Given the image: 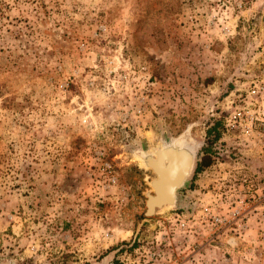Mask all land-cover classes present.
I'll return each instance as SVG.
<instances>
[{
  "label": "rangeland",
  "instance_id": "rangeland-1",
  "mask_svg": "<svg viewBox=\"0 0 264 264\" xmlns=\"http://www.w3.org/2000/svg\"><path fill=\"white\" fill-rule=\"evenodd\" d=\"M234 109L264 121V0H0V264H264V148ZM211 119L223 155L144 217L139 159ZM240 200L210 241L199 207Z\"/></svg>",
  "mask_w": 264,
  "mask_h": 264
},
{
  "label": "water",
  "instance_id": "water-1",
  "mask_svg": "<svg viewBox=\"0 0 264 264\" xmlns=\"http://www.w3.org/2000/svg\"><path fill=\"white\" fill-rule=\"evenodd\" d=\"M184 134L145 152L146 155L139 159L143 170L151 174L143 192L144 217L156 215L162 208L174 210L177 192L184 188L192 175L196 147L183 137Z\"/></svg>",
  "mask_w": 264,
  "mask_h": 264
},
{
  "label": "built area",
  "instance_id": "built-area-1",
  "mask_svg": "<svg viewBox=\"0 0 264 264\" xmlns=\"http://www.w3.org/2000/svg\"><path fill=\"white\" fill-rule=\"evenodd\" d=\"M254 121H257V119L252 118L247 111H244L243 109H234L224 118L223 128L224 130L238 129L244 134H249L254 142L262 143L264 148V121L258 120L257 127L254 126ZM242 182L244 183L245 180ZM232 203L233 205L229 207L225 213L220 212V208H218L217 205H214L213 207L206 204L199 207L200 221L206 228L210 241L219 238L229 229L238 233L243 231L246 228L245 218L249 213L253 212L252 210L256 209H249L244 200ZM179 226L182 228L184 227V224L180 221ZM148 257L150 260H156L157 258L162 259V254L158 251L152 250L151 252H148ZM201 257L194 255L188 260V262L189 264H206Z\"/></svg>",
  "mask_w": 264,
  "mask_h": 264
},
{
  "label": "trees",
  "instance_id": "trees-1",
  "mask_svg": "<svg viewBox=\"0 0 264 264\" xmlns=\"http://www.w3.org/2000/svg\"><path fill=\"white\" fill-rule=\"evenodd\" d=\"M222 120L211 119L210 124L205 129L204 140L201 147L196 151L195 164L192 175L186 182H192L195 176L202 172L203 169L210 166L214 159L223 155V145L220 143L222 133ZM108 264H121L118 260L113 258Z\"/></svg>",
  "mask_w": 264,
  "mask_h": 264
},
{
  "label": "bare ground",
  "instance_id": "bare-ground-1",
  "mask_svg": "<svg viewBox=\"0 0 264 264\" xmlns=\"http://www.w3.org/2000/svg\"><path fill=\"white\" fill-rule=\"evenodd\" d=\"M164 209H165V208H162L161 210H159V212L162 211V210H164Z\"/></svg>",
  "mask_w": 264,
  "mask_h": 264
}]
</instances>
